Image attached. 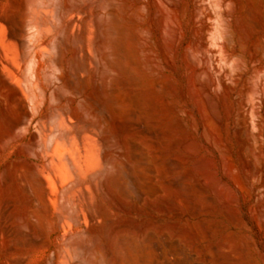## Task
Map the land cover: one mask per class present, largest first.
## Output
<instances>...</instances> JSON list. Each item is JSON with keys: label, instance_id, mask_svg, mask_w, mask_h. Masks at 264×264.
<instances>
[{"label": "rangeland", "instance_id": "rangeland-1", "mask_svg": "<svg viewBox=\"0 0 264 264\" xmlns=\"http://www.w3.org/2000/svg\"><path fill=\"white\" fill-rule=\"evenodd\" d=\"M20 1L0 0V14L13 17L18 33L25 19ZM87 1L47 3L72 7L66 20L82 21L78 7ZM206 1L212 9L213 0ZM127 3L126 10L92 8L114 27L107 52L118 68L109 86L101 79L97 53L91 74L77 76L71 68L73 58L84 56L79 24L61 36L62 49L48 45L38 54L39 60L50 55L41 60L40 89L32 92L26 81L31 57L14 68L17 72L0 67V89L16 88L30 107L29 126L13 129L12 92L8 97L0 90V264H264V163L261 177L253 176L252 142L239 139L223 95L206 93L197 76L204 53L194 43L192 3ZM223 8L232 13L233 45L240 55L225 67L241 73L231 103L236 108L239 96L255 98L250 86L264 82V0H226ZM216 25L212 20L206 35L210 44L217 38ZM8 31L0 25L2 55L11 57L20 44L5 39ZM49 33L32 38L37 42L32 55L41 42L54 40L55 33ZM49 59L60 60L62 71ZM80 83L83 92L75 90ZM95 88H106L105 103L115 102L113 121L106 111L85 104ZM29 92L46 97L28 101ZM120 119L129 131L111 133ZM56 128L71 135V147L58 143L64 133L54 134ZM113 137L122 143L106 149L103 139ZM104 154L112 164L103 163Z\"/></svg>", "mask_w": 264, "mask_h": 264}, {"label": "bare ground", "instance_id": "bare-ground-1", "mask_svg": "<svg viewBox=\"0 0 264 264\" xmlns=\"http://www.w3.org/2000/svg\"><path fill=\"white\" fill-rule=\"evenodd\" d=\"M13 1H15V0H13ZM137 1H138V4L142 3V0H137ZM87 2H89V3L81 4V6L78 7L79 11L83 14L81 16V18L84 16L82 18L83 20L81 19L82 21H80L78 18L75 19L76 17H74L72 19L70 18L71 20L68 21V20H66L65 15L71 9H73L70 6L63 7L61 4L51 6L50 4L47 3V0H21L19 2V5L21 6V8L23 9V11L25 13V19H24L23 23L21 22L22 26L19 25L20 22L18 23L19 33L16 30V25H15L16 22L13 20V17L11 16L12 19H9V17L6 18L0 14V25L2 24L3 26H5L9 29V31H8L9 33L5 35V39L9 43H18L19 42V44H20V48H18V46L16 44H14L19 50L16 53H14L13 55L11 54V57L9 56L10 54L9 55L6 54L5 56H3L2 55L3 51H2L1 46H0V49H1L0 50V67L10 68V69L15 71L14 68H20L21 66L25 65L28 61V58L31 57L30 62H28L29 68L27 67L29 69V75H28L29 79L26 80V78H28V77H24V80H26V81L29 80L28 81L30 83L29 89L32 92H33V90L36 91V90L40 89L42 87L41 86V84H42L41 83L42 82L41 70H44L42 68V65H41V60L44 61V58H46V59L50 58L49 57L50 53H47L49 55L48 58L45 57L47 55H44L43 56L44 58H42L41 60L38 59V54L40 52H41L40 54L46 53V49L49 48V47H47L48 45L53 47V48L58 47L59 49H62V43L63 42H62L61 36L70 33V31L72 32L76 26L78 28V24H79L80 26H82V30L78 29V31L80 30L79 31L80 33L78 32L79 36L77 39L79 40V43L81 45L80 47L82 48V49H80V55H82V53H84V56L82 55L83 57L81 56L79 58L78 57L73 58L70 62L71 68L75 71V73L76 72L79 73L80 71H82V72L86 71L89 74L90 71H92L93 64L94 63L96 64V62L93 61L92 55L95 54L97 56V54H98L100 57V61H99L100 63L99 64L101 66V70H102V74H103V76L101 75V79L103 77L104 85L106 84V86H107L108 83L110 84V82H109V80L111 79L110 75L112 72L116 71L118 68L117 65L115 64V62H113L111 60V57L107 52V50L110 49V47H111L112 37L114 34V27L112 25V22H110L111 24L109 22L107 23V21L104 22V21H102L101 16L99 17V16H97L98 14L97 15L93 14V9H94V11H96L95 8L96 9L107 8L109 10L110 9L109 7H111V8H113V7L118 8L119 7V9L121 8L122 10H126L128 8V5H127L128 3H127V0H88ZM190 2L193 5L191 22H192V25L195 27V29H198V31H194L195 36H193V37H194L195 41L194 40L193 41H194V43H196L200 46V48L202 49V51L204 53V56H203L202 61H201L202 65H201V67L197 73V76H198L199 80L204 81L203 89L206 93L213 95V96H214V94H216L217 97H218L219 93H221L223 95L222 96L223 102L226 105L227 114L229 116H232L233 114L235 115V119H236L237 124H238L237 134L239 135V139L240 140L247 139L248 141L252 142L251 148H252L253 156H254L256 162H255V164L253 163V165H254L253 169H250L251 168L250 165L247 166L246 168H248V170L250 169L253 176H255L257 178V176H260L262 174L263 163H264V82H262L260 84H253L250 86L249 90L252 92V94L255 96V98H252L250 100H245L243 98V96H239L240 98L238 97L239 100L236 103V108L231 107L233 96L236 94L237 83L239 81V77H237V76H241V73L236 74L237 71L234 68H232L231 71L225 70V67H227L228 65L230 66L231 64L237 62V60L239 59V56H240L237 53V50L233 45L234 41H233V35H232V30H233L232 13L223 8L226 0H213L211 3L213 11L210 8V6L208 5V2L206 0H190ZM11 4H12V2H11ZM13 6H14V3H13ZM20 6H19V9H20ZM102 11L105 12L106 10H102ZM80 12H78V13H80ZM124 13H126V12H124ZM48 14L51 16V18L48 17L49 16ZM78 15H80V14H78ZM213 17H214V19H213ZM15 20H17V18H15ZM212 20H215L217 22V25L215 28L217 29L218 34H217V38L215 39V41L210 44L208 42L206 35H207V32L209 31V29L211 28ZM55 21H57V23ZM236 24H235V26H236ZM51 32L55 33L54 40L52 41L50 39V42L48 41V43L47 42H41V44L38 45L39 49L37 51H35L34 55H32L30 52L32 49V46H33L32 42L34 41V40H32V38L37 36V35L43 36L47 33L51 34ZM34 42L36 45L37 42L36 41H34ZM38 46H37V48H38ZM34 49H35V47H34ZM81 50H82V52H81ZM49 60L54 62V64L58 68H60L59 70L62 71L64 66L60 60H52V59H49ZM94 60H96V59H94ZM51 61H49V62H51ZM17 71H15V72H17ZM94 71L96 73V70H94ZM84 72H83V74H84ZM86 72H85V74H86ZM77 73H76V75L79 76ZM79 74H81V73H79ZM88 74L86 76V81L87 80L89 81V79H87V77H90V75L88 76ZM60 75L57 76L58 80L59 79L61 80L63 78ZM22 76H24V75H22ZM93 76H95V75H93ZM80 77H82V75H80ZM45 78H47V77L45 76ZM45 78H43L44 81L46 80ZM0 81H1V79H0ZM80 81L82 82V80H80ZM28 82H26V83L29 84ZM46 82H48V78H47ZM10 83H13V82H11V80H10L9 84ZM65 83L67 86H69L67 84L68 82H65ZM103 83L101 80V84H103ZM87 84H89V83H87ZM24 85H26V84H24ZM44 85H46V84L44 83ZM47 85L49 88V86H50L49 82L47 83ZM66 85H65V87H67ZM6 86L4 88H6ZM26 86H28V85H26ZM101 86H103V85H101ZM1 87H3V86H1ZM15 87H16V85H15ZM84 87H86V86H84V84H81V83L78 85L76 84L75 90L77 92L78 91L83 92L85 90ZM96 87H99V85ZM27 89H28V87H27ZM103 89L102 88L93 89V92L90 93L91 95L88 96V99H87L88 103L86 102L85 104L90 103L91 105L96 107V109L94 108L96 112L98 110L106 111L108 119L110 121H113L115 118V115H117V106H116L115 102H113V100H111L110 103H105L102 100V98H101L102 94L110 97V95H108V93H106V91H107L106 88H103ZM0 90H2V89H0ZM3 90L1 92H3ZM5 90L7 91V93H8V91L12 92V94L10 93L11 94L10 100H12L14 105H13V103H8V105L12 104L15 107V109L13 110L14 112L11 115L12 116V126L11 127L14 129V128L28 124L29 121L27 122L26 120L30 116V109H29L30 107L27 105V103H26L27 101H23L22 96L20 95V92H18L16 88L15 89H14V87H13V89L7 88ZM6 91H4V92L6 93ZM21 91H22V89H21ZM1 92H0V95L2 94ZM39 92H40V90H39ZM39 92H38V94H39ZM41 92H42V90H41ZM29 93H26V94H28V97L26 96V99H28V101H31L32 95H31V93L29 95ZM34 94L35 93H33V95ZM41 94L46 95L44 92H42ZM41 94H39V95L41 96L40 98L42 100L43 99L42 97H46V96H44V95L42 96ZM58 94L59 93L56 94V97L60 98V97H58L60 94L59 95ZM39 95L36 96V94H35V98L34 97H32V98L37 99L36 97H38ZM4 96L6 97L7 95H4ZM9 96L10 95L8 93V97ZM29 96H31V97H29ZM0 97H2V96H0ZM5 97L3 99H6ZM29 98L31 100H29ZM34 99H33V101H34ZM37 100H35V101H37ZM45 100H46V98H45ZM6 101L4 100L5 105L7 104ZM8 102H9V100H8ZM29 104H30V102H29ZM42 104H43V101H42V103L41 102H39L38 104L36 103V105H38V107H41ZM90 104L88 106H91ZM32 105H31V107H32ZM36 107L37 106H35V109H36ZM32 110L34 112V108ZM36 111H37V109H36ZM95 111H93V113ZM37 112L33 116L34 118H35V116H37ZM94 119H93V121H94ZM29 120H31V119H29ZM120 121H121V119H120ZM78 122H80V121H78ZM124 122H125V119H124V121H121V123L119 125H116V126L113 125V130L110 129V132L113 133L116 131H122L123 133L124 132L127 133L129 131L128 130L129 126L124 125ZM60 125H62V127L64 128L65 127L64 125H66V124L62 123ZM28 126H29V124H28ZM28 126H26V127H28ZM93 126H95V127H93ZM93 126H92L93 128L98 127L97 121H96V123L93 124ZM86 127H87V125H86ZM60 128H61V126H60ZM65 128L64 129L61 128V129L65 130ZM57 129H59V128H56L54 132H56ZM67 129H69V128H66L65 131H67ZM75 129H76V126H75ZM59 130L57 131L58 135L60 132H61L60 135L62 133H64L63 131L59 132ZM82 130L83 129L80 128L79 131H81V133H82ZM57 132L54 134H57ZM81 133L79 135H82ZM68 136L65 135V133H64V134H62V136H60L61 138L57 137V138H60V139H58L59 140L58 143H61L60 141L66 143L67 141H69V140L71 141L73 139V138L71 139V137H68ZM81 143H84V142H81ZM121 143H122V140L119 137H113L112 139H110V138L103 139V145L106 149L110 148L111 146L120 145ZM68 144L71 147V143L67 142V144H66L67 148L69 147ZM126 144H127V142H126ZM66 145H64V146L66 147ZM62 146H63V144H62ZM74 149H75V147H74ZM81 149L83 151V148H81ZM84 149H85V147H84ZM82 151H81V153L84 152V151L83 152ZM74 154H76V153H74ZM68 155H66V158H68ZM98 157H100V156H98ZM63 158L66 159L65 157H63ZM75 158H74V160L76 161L77 158L76 159ZM100 161H101V157H100ZM102 161L106 166L113 163V161L111 159H109L108 157H106L105 154L102 157ZM67 162H70V158H68ZM247 163H249V162H247ZM66 164H68V163H65V165ZM72 165L74 166L75 164H72ZM73 166L71 167L69 165V167H71L72 169L78 168L76 165H75L76 167L75 166L73 167ZM69 167H67V168H69ZM71 168H70V170L72 171ZM78 171L80 172V170L76 169V172H78ZM248 172H250V171H248ZM69 173H71L72 176L73 175L78 176V174H75V173L73 174V172L69 171ZM94 174H96V173H94ZM246 175H247V171H246ZM71 178H73V177H71ZM74 179L75 178H73L72 182L78 183V180H77L78 178L75 179L76 181H74ZM248 185H250V183ZM251 190L253 193L252 188H251ZM64 196H65V194H64ZM67 197H68V195H66V198ZM99 251L100 250L97 249V252H99Z\"/></svg>", "mask_w": 264, "mask_h": 264}]
</instances>
